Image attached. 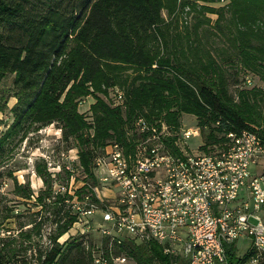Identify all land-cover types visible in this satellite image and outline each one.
<instances>
[{"label":"trees","instance_id":"trees-1","mask_svg":"<svg viewBox=\"0 0 264 264\" xmlns=\"http://www.w3.org/2000/svg\"><path fill=\"white\" fill-rule=\"evenodd\" d=\"M222 1L217 8L207 4L197 8L195 1L188 4L204 14L200 22L209 21L205 13H216V27L223 12H230L231 40L241 68L258 75L264 85V0ZM162 7L163 0H0V112L8 107L1 88L7 74H13L16 97L11 109L13 121L0 135V177L9 170L3 161L9 159L14 145L30 129L52 122L61 125L64 139L72 138L78 145L79 166L87 174L85 184L76 189L78 200L88 184H95L93 159L98 148L113 139L126 142L125 129L136 116L153 122L161 118L175 127L180 114H195L202 132L207 131L205 147L221 140L217 133L245 128L264 138V112L260 108L264 89H241L238 102H234L226 78L212 59L205 67L202 64V72L184 66L179 56H184L185 50L177 49L169 39ZM187 46L196 44L189 42ZM129 70L131 74H125ZM116 83L125 89L124 110L97 95L106 94ZM88 95L95 98L90 121L78 112L79 101ZM9 173L16 196L31 200L34 193L30 185L19 183ZM72 198L67 189L54 193L51 185L35 194L40 210L29 222L18 221L16 236L1 237L0 264H33L28 256L19 257L10 247L16 237L28 240V249L34 250L30 257L36 264H94L91 241L84 242L81 236L79 240H59L77 220ZM12 207L0 200V226L14 216ZM44 212L52 216L54 226L49 246L40 250L30 242L34 234L41 235L43 221L49 219ZM224 245L230 264H243L252 255L240 258L234 243ZM22 249L27 251V247ZM100 250L101 264H114L112 257L117 256L134 264L188 263L181 256L165 253L156 241L125 238L114 243L103 238Z\"/></svg>","mask_w":264,"mask_h":264},{"label":"built area","instance_id":"built-area-1","mask_svg":"<svg viewBox=\"0 0 264 264\" xmlns=\"http://www.w3.org/2000/svg\"><path fill=\"white\" fill-rule=\"evenodd\" d=\"M145 119L136 116L126 142H109L96 154V183L81 200H71L77 214L71 228L84 240L97 222L101 236L114 243L156 241L165 253L178 256L197 244L196 264H207L200 244L227 259L224 244L247 237L256 246L248 264H258L264 259V138L248 128L228 131L208 150L203 140L191 151L185 140L201 133L198 122L174 130L163 120ZM97 187L110 191V204ZM96 212L99 219L90 223ZM94 258L101 264L100 246ZM124 261L117 256L113 262Z\"/></svg>","mask_w":264,"mask_h":264},{"label":"rangeland","instance_id":"rangeland-1","mask_svg":"<svg viewBox=\"0 0 264 264\" xmlns=\"http://www.w3.org/2000/svg\"><path fill=\"white\" fill-rule=\"evenodd\" d=\"M190 1H195L197 8L200 7V4H207L217 8L224 3L222 0L207 2L200 0H163L161 16L165 22H167L165 28L167 29L168 37L170 40L173 39V44L177 46V49L183 47L185 50V57L179 56L181 63L189 67L190 70L194 71L195 69L202 72V64H204L205 67V64H208L212 59L226 78L227 87L234 102H238V92L241 89H250L254 87L264 89L263 81L258 75L241 68L240 62L238 61L237 49L231 40L232 35L229 28L231 21L230 12L226 10L223 12V17L218 22L220 26L216 27L217 14L207 12L205 16L208 17L209 21L205 20L204 22H200V20H203L204 14L197 9H192L191 5L188 4ZM189 42L196 44V46L188 47L187 44ZM124 73L125 72H123L121 76H123ZM129 73L131 74V70L125 74ZM247 79H250V83H247ZM12 80L13 74H7L1 83L2 93L7 97L8 107L4 112H0V135L13 121L11 109L16 102V97L14 96L15 90L12 85ZM97 95L103 98L112 107H120L123 110L126 107L125 89L121 84L119 85V83L108 87L106 94L98 92ZM94 101L95 98L92 95H88L83 97L78 103V112L83 114L88 121L93 120L90 107ZM260 106L261 111L264 112V97L263 103L260 104ZM159 119L162 120L161 118L157 120ZM145 120L148 123L153 122L147 118ZM198 120L199 117L195 114L182 113L178 116L179 123L174 127V130H178V126L182 123H185L184 125L187 127L196 126ZM60 126L58 122H52L38 130L30 129L29 132L26 133V137L21 142L14 145L11 153H9V159H4L3 164L7 166L6 168L9 170L0 177V200L2 203L7 202L13 205L12 212L14 216L6 220V222L0 226V239L4 236L5 239H7L6 236L11 234L16 236L18 232V221H23L24 223L29 222V219L35 215V212L40 210V206H38L35 201V194L39 193L41 189H45L48 185H51L55 193V191L59 192V189L63 192L64 188L62 185L64 184V187H67L68 194L73 195L72 199L77 200L78 196L75 193L76 189H79L85 184L87 174H84L83 168L78 166L79 155L76 141L72 138L64 139ZM130 126H127L125 129V135L128 138L131 137V135H129L131 133ZM252 128L259 130L260 127L252 125ZM206 133L207 131L204 130L203 132L201 131L200 134L193 135L186 139L185 144L189 150L197 151L199 146L203 143V140L206 142L204 138ZM221 136L222 133H217V138ZM116 140L117 139H113L109 142ZM104 146L98 148V153L102 151ZM209 146H211V144L206 145V147L204 146V150H208ZM9 172L12 173L19 183H28L30 185L34 193L31 200L16 196L14 192V181L10 177ZM40 172L44 175H41ZM94 182L96 183V180ZM91 185L92 183L87 185V190L84 191V194L92 190ZM97 188L99 190L98 196L103 198L104 202L110 204V191L102 189V187ZM48 213L49 212H44V216H49V219H44L40 230L41 235L34 234L30 242L34 248H39L40 250L49 246V233H51L54 226L51 223L52 216ZM98 219L99 212L89 217L90 223H94ZM93 226L92 229H89L87 236H84V242L89 243L91 241L94 245L91 246L92 252L95 254V246H100L103 237L97 230V222H95ZM68 237L69 240H79L80 235L71 228L67 233L62 235L59 240L62 242ZM15 239L16 240L10 244V247L14 248L16 252H19V257L26 255V257L28 256V258L33 261V264H36L33 258L30 257V254H32L34 250L28 249V240L24 241L23 237H16ZM236 246L238 252L243 254L247 250L248 242L240 238ZM26 247L27 251H23L22 248ZM93 260L94 264H97V258H93ZM112 260L114 261V257H112ZM123 264H134V262L129 258H125Z\"/></svg>","mask_w":264,"mask_h":264},{"label":"bare ground","instance_id":"bare-ground-1","mask_svg":"<svg viewBox=\"0 0 264 264\" xmlns=\"http://www.w3.org/2000/svg\"><path fill=\"white\" fill-rule=\"evenodd\" d=\"M110 241L112 242L113 240ZM199 252H201V254H204V256L206 257L207 264H227V259H225L224 255H219L218 250H216L213 246L207 244H200ZM188 253L189 254H187V250H179V256L187 259V264H196V258H198L197 244H188ZM255 253L256 246H252V255H255Z\"/></svg>","mask_w":264,"mask_h":264},{"label":"crops","instance_id":"crops-1","mask_svg":"<svg viewBox=\"0 0 264 264\" xmlns=\"http://www.w3.org/2000/svg\"><path fill=\"white\" fill-rule=\"evenodd\" d=\"M261 214L264 216V207L262 208ZM240 238H243V239L247 240V242H248L247 250H246L243 254H240V253L238 252V250H237V246H236L237 241H238V239H240ZM240 238H238L237 240H235V241L232 242V243H234V246H235V253H236V256H238V257L241 258V257H243V256H245V255H247V254H249V253H252V244H251V240H250L249 238H247V237H240ZM248 262H249V259L246 261V263H248ZM261 262L263 263V262H264V259H261L260 262H259L258 264H260ZM262 263H261V264H262ZM243 264H245V263H243Z\"/></svg>","mask_w":264,"mask_h":264}]
</instances>
